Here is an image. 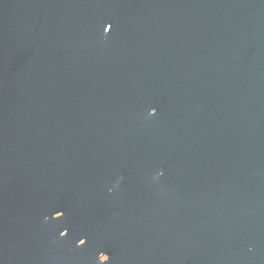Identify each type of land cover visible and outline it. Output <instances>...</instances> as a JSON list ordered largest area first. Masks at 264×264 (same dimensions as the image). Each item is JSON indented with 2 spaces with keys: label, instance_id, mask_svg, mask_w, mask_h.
Instances as JSON below:
<instances>
[{
  "label": "water",
  "instance_id": "1",
  "mask_svg": "<svg viewBox=\"0 0 264 264\" xmlns=\"http://www.w3.org/2000/svg\"><path fill=\"white\" fill-rule=\"evenodd\" d=\"M0 264H264V0H0Z\"/></svg>",
  "mask_w": 264,
  "mask_h": 264
}]
</instances>
